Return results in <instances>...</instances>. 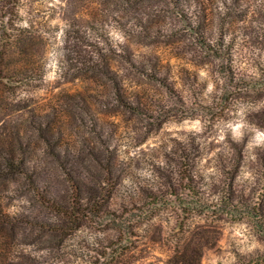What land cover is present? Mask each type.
<instances>
[{
  "label": "rangeland",
  "instance_id": "1",
  "mask_svg": "<svg viewBox=\"0 0 264 264\" xmlns=\"http://www.w3.org/2000/svg\"><path fill=\"white\" fill-rule=\"evenodd\" d=\"M0 167V264L61 258L49 224L72 223L39 194L98 190L74 224H153L163 260L182 226L205 229L200 264H264V0L0 12Z\"/></svg>",
  "mask_w": 264,
  "mask_h": 264
},
{
  "label": "trees",
  "instance_id": "2",
  "mask_svg": "<svg viewBox=\"0 0 264 264\" xmlns=\"http://www.w3.org/2000/svg\"><path fill=\"white\" fill-rule=\"evenodd\" d=\"M18 7L19 0H0L1 14L16 15ZM4 167L28 177L36 186L33 175L29 176L28 170L21 165L9 161ZM70 182L74 191L78 192L80 185L74 179ZM100 194L99 190L96 191L93 195L95 200L88 204L83 203L80 193L67 202H58L39 194L45 205L60 214V221L72 223L49 224L51 249L61 254V258H54L51 264H200L204 251L213 245L205 235L208 230L182 226L177 232L173 253L166 260L159 257L152 259L155 237L163 234L153 224H74L80 223L84 211L95 207ZM151 236H154V242L140 241ZM4 263L13 264L9 258H5Z\"/></svg>",
  "mask_w": 264,
  "mask_h": 264
}]
</instances>
